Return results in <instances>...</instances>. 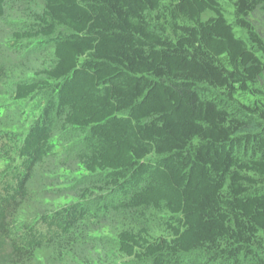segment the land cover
I'll return each instance as SVG.
<instances>
[{
	"label": "trees",
	"instance_id": "1",
	"mask_svg": "<svg viewBox=\"0 0 264 264\" xmlns=\"http://www.w3.org/2000/svg\"><path fill=\"white\" fill-rule=\"evenodd\" d=\"M17 39L54 51L47 82L16 89L46 107L0 178L3 264L89 215H43L45 234L13 223L59 125L83 134L80 165L136 218L116 234L120 259L264 264V0H45ZM251 93L260 100H239Z\"/></svg>",
	"mask_w": 264,
	"mask_h": 264
},
{
	"label": "rangeland",
	"instance_id": "2",
	"mask_svg": "<svg viewBox=\"0 0 264 264\" xmlns=\"http://www.w3.org/2000/svg\"><path fill=\"white\" fill-rule=\"evenodd\" d=\"M44 6L45 0H8L0 22V178L10 163L14 168L19 162L17 148L33 124L41 119L46 107L44 93L25 101L16 99L18 85L47 82L45 71L53 63V47L17 39ZM239 100L252 104L260 97L243 94ZM82 142L81 132L64 131L60 125L54 129L52 152L32 174L27 185L28 195L18 207L13 223L17 230L29 225L45 234L47 229L38 225L43 215L73 205L86 209L89 215L70 237L57 239L20 264H132L119 258L116 234L127 224L135 223L136 218L117 212L118 197L103 191L99 177L82 168L78 161ZM6 251L2 249V253H9ZM0 258L3 264L5 257ZM191 260L195 263L197 258ZM199 262L213 264L206 260Z\"/></svg>",
	"mask_w": 264,
	"mask_h": 264
}]
</instances>
